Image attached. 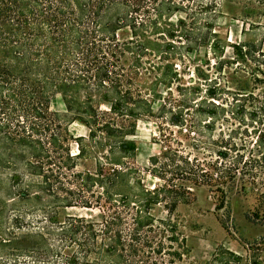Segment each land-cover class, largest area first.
<instances>
[{
	"label": "trees",
	"instance_id": "trees-1",
	"mask_svg": "<svg viewBox=\"0 0 264 264\" xmlns=\"http://www.w3.org/2000/svg\"><path fill=\"white\" fill-rule=\"evenodd\" d=\"M222 1L0 0V264H180L175 211L191 187L224 202L255 185L245 145L214 133L215 110L198 118L174 67L182 50L216 48ZM56 95L63 113L50 109ZM226 106L236 120L241 105ZM141 117L157 124L152 188L133 165ZM73 121L86 137L69 132ZM226 252L202 264H264L253 250Z\"/></svg>",
	"mask_w": 264,
	"mask_h": 264
},
{
	"label": "rangeland",
	"instance_id": "rangeland-1",
	"mask_svg": "<svg viewBox=\"0 0 264 264\" xmlns=\"http://www.w3.org/2000/svg\"><path fill=\"white\" fill-rule=\"evenodd\" d=\"M220 12L218 26L214 28L216 48L182 50L174 60V67L180 83L189 87L201 103L204 112L198 118L204 121L208 119V111L215 110L211 119L214 133L222 130L228 134L231 130L237 147L245 145L243 155L249 158L251 168L256 167L253 170L255 185L246 183L244 189L234 187L224 202L218 192L206 185L191 187L189 200L177 205L175 211L186 249L180 264L194 260L202 264L212 255L231 259L226 251L244 258L247 250L255 251L259 261H264V0H223ZM231 102L241 105V112L234 121L223 118L221 110L227 109L226 104ZM50 109L65 112L58 95L51 100ZM242 118L243 122L239 123ZM156 127L154 119L141 117L131 136L136 145L133 165L146 188L159 182L146 171L149 158L160 151ZM68 130L74 137H86L88 133L77 121L70 123ZM70 149L76 152L74 142ZM197 156L202 157L200 153ZM259 158V165L251 163L252 159ZM67 211L84 213L86 210L71 208ZM151 213L156 217L166 215L159 206Z\"/></svg>",
	"mask_w": 264,
	"mask_h": 264
}]
</instances>
